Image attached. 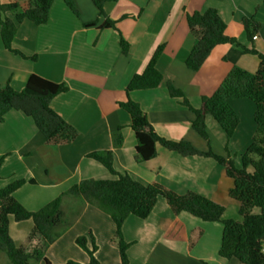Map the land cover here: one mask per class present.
<instances>
[{"label":"crops","instance_id":"crops-1","mask_svg":"<svg viewBox=\"0 0 264 264\" xmlns=\"http://www.w3.org/2000/svg\"><path fill=\"white\" fill-rule=\"evenodd\" d=\"M75 4L78 16L62 0H54L46 23L36 25L27 19L17 23L12 44L25 58L4 49L0 38V87L9 82L21 90L31 73L63 82L67 91L54 96L50 106L78 132L69 143L49 144L31 117L18 110L7 112L0 122V187L26 180L13 196L26 209L37 210L81 179H115L117 175L87 157L92 151L111 150L117 172L145 185L160 183L179 194L193 191L212 198L221 196L225 206L221 219L240 220L237 203L227 196L231 180L212 157L184 156L156 144L155 157L135 161L130 115L118 102L130 98L139 103L154 130L166 139H185L199 150L210 147L226 155L225 134L215 119L210 115L205 118L208 140L198 135L190 123L193 111L168 94L166 81H172L197 108L201 96L211 95L234 65L255 71L257 55L242 53L234 43L216 45L198 70L188 69L185 59L196 37L186 15L214 7L226 23L227 35L264 53L262 0H104L105 13L116 20L117 30L98 27L104 17L91 0H75ZM6 15L13 19L10 12ZM243 16H253L259 23L251 40L241 23ZM93 21V26L83 25ZM119 33L129 44L127 53L121 51ZM160 44L163 50L156 67L163 75L162 82L156 88L126 92L131 77L144 69ZM33 55L35 59L30 58ZM230 104L239 122L227 147L239 166L240 155L254 133V103L232 99ZM118 126L122 143L115 146L113 134ZM61 205L69 225L47 247L49 264H66L69 259L87 263V251L75 241L78 236H85L88 248L94 241V255L100 264H120L118 249L110 242L115 225L109 215L67 195ZM32 225L30 219L9 218L15 245H28ZM222 226L220 221H203L184 211L174 214L158 196L146 218L128 215L122 224L123 238L129 243V264H241L234 257L219 256ZM0 264H6L3 254Z\"/></svg>","mask_w":264,"mask_h":264},{"label":"trees","instance_id":"trees-1","mask_svg":"<svg viewBox=\"0 0 264 264\" xmlns=\"http://www.w3.org/2000/svg\"><path fill=\"white\" fill-rule=\"evenodd\" d=\"M53 1L26 0L21 4L16 0L6 2L0 0V38L4 49L21 57H27L12 44L17 23L24 19L36 25L46 23ZM62 1L74 15H79L75 0ZM91 1L99 14L104 17L98 27L100 29L111 27L117 30L116 20L109 18L105 13L104 0ZM262 2L264 4V0ZM7 12L12 14L13 19L6 15ZM186 20L189 30L196 37L185 59L188 69L198 70L213 47L224 43H234L240 47L242 53L255 54L259 60L255 71L234 65L211 95L201 96L200 105L197 108L190 105L188 98L173 85L172 81H166L168 94L193 111L194 118L190 123L198 135L208 140L205 118L210 115L215 119L225 134L226 155L215 153L210 147L207 150H199L185 139L175 141L160 136L139 103L130 98L118 102V105L130 115V127L136 139L135 161L143 162L155 157L156 144L184 156L212 157L223 167L225 176L231 180L227 196L237 203L241 219H221L225 208L221 203V196L212 198L193 191L179 194L157 182L145 185L127 173L123 174L115 170L111 150H96L89 152L87 157L99 162L117 177L115 179H81L37 210L26 209L13 196V192L26 180H15L5 187H0V254L4 255L6 264H34L41 260L43 264H49L45 256L47 247L69 225L61 205L62 198L66 195L82 203L91 204L109 215L115 225L110 242L118 249L120 264H129L126 253L129 243L124 240L122 234L124 220L128 215L146 218L158 196L166 200L174 214L184 211L203 221H220L223 226L218 249L219 256L226 259L234 257L241 264H264V53L257 51L254 47L246 48L235 37L227 35L226 23L214 7L187 14ZM241 23L247 38L251 40L252 35L259 28V23L253 16H243ZM95 24V21L83 23L85 27ZM119 36L121 51L127 53L129 44L120 33ZM162 50V44L155 48L144 69L134 74L127 83L126 92L159 86L163 75L157 69L156 61ZM30 58L35 59V56ZM67 89L63 82H55L35 73L28 76L21 90H15L7 82L0 87V122L3 121L7 112L18 110L32 118L46 143H69L78 135L77 130L50 106L52 98L66 92ZM232 99H249L254 103V133L250 143L240 155L239 166L227 147L239 122L238 115L230 104ZM120 129L121 126H118L113 134L115 146L122 143ZM2 160L3 156L0 157V165ZM10 217H13L15 221L29 219L32 221L27 246L15 245L9 234ZM162 223L163 220L160 222L161 226ZM75 241L89 255V261L85 264H100L94 255L96 250L94 241L91 248L86 246L85 236H78ZM66 264L84 263L69 259Z\"/></svg>","mask_w":264,"mask_h":264},{"label":"built area","instance_id":"built-area-1","mask_svg":"<svg viewBox=\"0 0 264 264\" xmlns=\"http://www.w3.org/2000/svg\"><path fill=\"white\" fill-rule=\"evenodd\" d=\"M256 36H253L252 38H255ZM263 251H264V248H263Z\"/></svg>","mask_w":264,"mask_h":264},{"label":"rangeland","instance_id":"rangeland-1","mask_svg":"<svg viewBox=\"0 0 264 264\" xmlns=\"http://www.w3.org/2000/svg\"><path fill=\"white\" fill-rule=\"evenodd\" d=\"M92 159V158H91ZM94 160V159H93Z\"/></svg>","mask_w":264,"mask_h":264}]
</instances>
